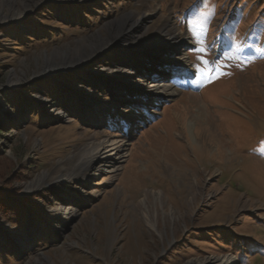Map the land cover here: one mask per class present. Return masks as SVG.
I'll use <instances>...</instances> for the list:
<instances>
[{"label": "rangeland", "instance_id": "1", "mask_svg": "<svg viewBox=\"0 0 264 264\" xmlns=\"http://www.w3.org/2000/svg\"><path fill=\"white\" fill-rule=\"evenodd\" d=\"M0 201V264H264V0H0Z\"/></svg>", "mask_w": 264, "mask_h": 264}, {"label": "bare ground", "instance_id": "2", "mask_svg": "<svg viewBox=\"0 0 264 264\" xmlns=\"http://www.w3.org/2000/svg\"><path fill=\"white\" fill-rule=\"evenodd\" d=\"M147 15L148 14L146 13V14H143L142 16H137L136 18L133 19L134 21L132 22L131 25L137 23L139 20H141L142 17H145ZM126 21H128V19L127 20L125 19L124 23L120 24L117 27V28L121 29L120 31L126 29L125 26L128 24ZM170 32L167 35L166 43H168L169 46H171V50H173L174 46L179 45V43L183 44L184 42L185 43L187 42L185 37H181V39L180 38L177 39L178 33H170ZM158 45H160V43L157 42V43L152 44L150 47H151V49L155 50V48L158 47ZM174 50H175V48H174ZM171 59H173L174 64H178V65L183 66V67H186V65H187V59L183 53H180V52L177 53L175 51V55H173V57ZM165 62L171 64L172 60L170 61L169 58L168 59L166 58ZM157 63L152 64V66L155 68ZM115 72H116L115 73L116 76L122 77L121 79L123 81V84H126L125 87H132L131 85L132 84L134 85L136 83L137 89L139 88L138 92L141 95L140 98H142V99H139L138 101L141 100V103L143 104V106L151 105L153 102H157L161 98H165V97H168L171 95L170 93H166L168 91V89L160 88L159 86H154L152 88L150 87V88L145 89V85H144L143 81L141 82L138 78L134 79V77L132 76L129 69H120V70H117ZM131 82H132V84H130ZM121 91H123V92L125 91L124 86L121 89ZM121 91H120V93L122 94L123 92H121ZM122 96H123V99H125V98L127 99L129 97L128 94H126V93L122 94ZM113 111H115V108L113 109ZM125 144H126V142L124 140H112L109 138H104V139L97 140V141H94V142L87 144L85 146V149H86L85 151L88 153L82 162V166H81V169L79 172L80 173V179L83 181L86 180L88 178V175H89V173H88L89 169H92L96 165H99L101 162H102V164L104 162L107 165L109 164V166L113 170H116L118 168V165L121 163L122 159L125 157V152H126V145ZM74 155L70 156V158L73 157ZM61 167L63 168L64 166L61 165ZM46 175L47 174H45V173L40 174L37 178L34 179L33 182H30L28 184L27 189L32 188L34 182L40 181L41 179L46 177ZM71 212H72L71 210H68L67 208H65L63 210V215L66 216V214H68V213L70 214ZM230 262H231V260L228 257H225V258H210V257H208V258L199 259V260L193 261V262L191 261V262H188L187 264H230Z\"/></svg>", "mask_w": 264, "mask_h": 264}, {"label": "trees", "instance_id": "3", "mask_svg": "<svg viewBox=\"0 0 264 264\" xmlns=\"http://www.w3.org/2000/svg\"><path fill=\"white\" fill-rule=\"evenodd\" d=\"M19 212L18 205L16 203H2L0 201V215L7 216V218L16 217Z\"/></svg>", "mask_w": 264, "mask_h": 264}, {"label": "snow or ice", "instance_id": "4", "mask_svg": "<svg viewBox=\"0 0 264 264\" xmlns=\"http://www.w3.org/2000/svg\"><path fill=\"white\" fill-rule=\"evenodd\" d=\"M202 51V50H201ZM51 203V202H50ZM51 211L55 212L56 210L55 209H51Z\"/></svg>", "mask_w": 264, "mask_h": 264}]
</instances>
